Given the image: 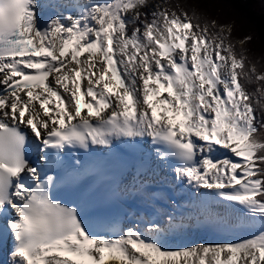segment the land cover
<instances>
[{
    "label": "snow or ice",
    "instance_id": "snow-or-ice-1",
    "mask_svg": "<svg viewBox=\"0 0 264 264\" xmlns=\"http://www.w3.org/2000/svg\"><path fill=\"white\" fill-rule=\"evenodd\" d=\"M149 4L0 0V264H264V71Z\"/></svg>",
    "mask_w": 264,
    "mask_h": 264
},
{
    "label": "rangeland",
    "instance_id": "rangeland-1",
    "mask_svg": "<svg viewBox=\"0 0 264 264\" xmlns=\"http://www.w3.org/2000/svg\"><path fill=\"white\" fill-rule=\"evenodd\" d=\"M156 2L158 0H153L149 8L143 11H150L152 4ZM170 2L181 5L189 15L194 13L209 23L215 21L217 26H223L224 34L229 37L234 49L243 52L247 60L264 71V48L256 38L254 39V32L248 21L236 13L227 2L224 0H170ZM260 4L264 6V0H261ZM249 37L250 39H246Z\"/></svg>",
    "mask_w": 264,
    "mask_h": 264
},
{
    "label": "trees",
    "instance_id": "trees-1",
    "mask_svg": "<svg viewBox=\"0 0 264 264\" xmlns=\"http://www.w3.org/2000/svg\"><path fill=\"white\" fill-rule=\"evenodd\" d=\"M230 7L246 19L254 32V39L264 48V6L261 0H224ZM263 69V68H262ZM253 91V86H249ZM264 134V133H262Z\"/></svg>",
    "mask_w": 264,
    "mask_h": 264
},
{
    "label": "bare ground",
    "instance_id": "bare-ground-1",
    "mask_svg": "<svg viewBox=\"0 0 264 264\" xmlns=\"http://www.w3.org/2000/svg\"><path fill=\"white\" fill-rule=\"evenodd\" d=\"M152 1H153V0H150V4H151ZM150 4H149V5H150ZM81 107H82V105H81Z\"/></svg>",
    "mask_w": 264,
    "mask_h": 264
}]
</instances>
